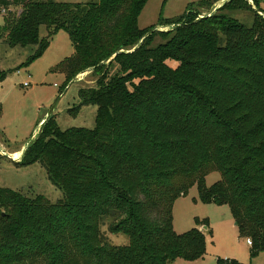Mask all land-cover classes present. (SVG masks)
Segmentation results:
<instances>
[{"label":"trees","instance_id":"obj_1","mask_svg":"<svg viewBox=\"0 0 264 264\" xmlns=\"http://www.w3.org/2000/svg\"><path fill=\"white\" fill-rule=\"evenodd\" d=\"M147 2L0 0L8 45L36 47L27 64L63 30L75 52L52 70L68 82L88 70L99 76L80 89L72 111L97 106L95 127L64 130L49 115L16 163L39 162L63 199L0 187V264L199 259L208 220L183 234L173 226L175 200L194 185L203 202L230 207L254 255L264 251V17L249 0H229L199 17L195 7L208 5L204 0L142 30ZM235 11L251 12L252 25ZM166 25L174 27L157 29ZM113 64L119 70L110 75ZM5 77L0 69V82ZM212 171L221 178L208 186ZM111 217L110 232L127 235L128 245L104 239L103 220Z\"/></svg>","mask_w":264,"mask_h":264},{"label":"rangeland","instance_id":"obj_2","mask_svg":"<svg viewBox=\"0 0 264 264\" xmlns=\"http://www.w3.org/2000/svg\"><path fill=\"white\" fill-rule=\"evenodd\" d=\"M67 3H86L93 0H56ZM204 0H148L142 10L138 25L142 30L157 25L161 21L175 19L186 14L188 8L196 6ZM210 0L204 7H195L197 15L204 17L215 13L229 0ZM250 4L264 17V0L257 5L254 0ZM19 12L20 8H12ZM6 11L0 8V69L6 72V77L0 82V187L21 191L29 197L43 194L51 202L63 199V192L50 180L47 170L39 163L17 165L23 155L15 157L10 154L15 149L23 151L36 139L41 129V121L49 115H54L62 129L72 127L94 128L96 124L97 106H82L78 114L73 108L80 103L79 91L87 85H94L98 75L90 70L79 74L68 82L65 73L53 71L52 68L67 57L73 55L74 45L66 31H59L51 39L44 53L30 64L27 61L35 53L36 47H11L3 33ZM231 15L250 26L253 23L251 12L235 11ZM174 26L157 27L167 31ZM47 28L42 26L40 36L46 37ZM176 67L178 62L168 61ZM119 70L117 64L109 67L110 75ZM28 82V85L25 83ZM57 84V85H56ZM7 153V154H6ZM221 174L212 171L206 176L208 186L220 180ZM207 219L208 229L204 230L206 237V253L196 260L177 258L172 264H218V260H237L240 264H264V251L253 254V247L248 243V237L241 234L239 227L226 204L205 203L200 199L198 186L194 185L188 193L180 196L173 206V226L178 234H183L193 228L203 229L198 221ZM113 218H105L101 231L110 244L128 245L130 239L125 234H114L109 230Z\"/></svg>","mask_w":264,"mask_h":264},{"label":"crops","instance_id":"obj_3","mask_svg":"<svg viewBox=\"0 0 264 264\" xmlns=\"http://www.w3.org/2000/svg\"><path fill=\"white\" fill-rule=\"evenodd\" d=\"M45 121H46V120H45ZM45 121L42 120L40 125L42 126L43 123H44ZM0 143H1V142H0ZM1 144H2V143H1ZM2 145H3V144H2ZM26 148H27V147H26ZM23 149H24V147H23V148H20V149H18V150L15 149L13 152H10V154L12 153V155H13V153H17V152H19V156H18V157H20V156L22 155V153L25 151V150L23 151Z\"/></svg>","mask_w":264,"mask_h":264},{"label":"built area","instance_id":"obj_4","mask_svg":"<svg viewBox=\"0 0 264 264\" xmlns=\"http://www.w3.org/2000/svg\"><path fill=\"white\" fill-rule=\"evenodd\" d=\"M25 85H28V82H26ZM56 85H57V84H56ZM1 146H2V145L0 144V151H1V149L3 148V147L1 148ZM248 243H249V244H252L251 239H248Z\"/></svg>","mask_w":264,"mask_h":264},{"label":"bare ground","instance_id":"obj_5","mask_svg":"<svg viewBox=\"0 0 264 264\" xmlns=\"http://www.w3.org/2000/svg\"><path fill=\"white\" fill-rule=\"evenodd\" d=\"M87 72V71H86ZM2 152V151H1ZM24 153V152H23ZM23 153H22V155H23ZM7 154V153H6ZM15 157H18L19 156V152H17V153H15V155H14Z\"/></svg>","mask_w":264,"mask_h":264},{"label":"water","instance_id":"obj_6","mask_svg":"<svg viewBox=\"0 0 264 264\" xmlns=\"http://www.w3.org/2000/svg\"><path fill=\"white\" fill-rule=\"evenodd\" d=\"M91 71V70H90Z\"/></svg>","mask_w":264,"mask_h":264}]
</instances>
